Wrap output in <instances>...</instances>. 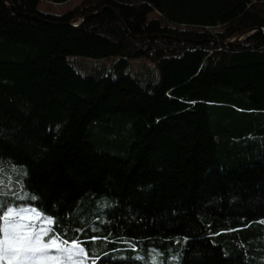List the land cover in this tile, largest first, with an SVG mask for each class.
I'll list each match as a JSON object with an SVG mask.
<instances>
[{
    "label": "trees",
    "instance_id": "16d2710c",
    "mask_svg": "<svg viewBox=\"0 0 264 264\" xmlns=\"http://www.w3.org/2000/svg\"><path fill=\"white\" fill-rule=\"evenodd\" d=\"M41 1L69 0H0V216L39 209L94 264H264V0Z\"/></svg>",
    "mask_w": 264,
    "mask_h": 264
},
{
    "label": "snow or ice",
    "instance_id": "6c2138e0",
    "mask_svg": "<svg viewBox=\"0 0 264 264\" xmlns=\"http://www.w3.org/2000/svg\"><path fill=\"white\" fill-rule=\"evenodd\" d=\"M26 174L25 172L24 175ZM3 187V170L0 168V197L5 195ZM24 198L26 195L17 197ZM31 199L37 198L33 196ZM3 209L6 210H3L0 216V264H87L89 259H92L94 264L95 259H98L89 257L88 251L83 248V241H65L54 231L49 234L46 225L50 224L53 218L46 217L39 209L11 205H3ZM41 219L43 224L36 227L34 222ZM153 264L160 262L154 260Z\"/></svg>",
    "mask_w": 264,
    "mask_h": 264
},
{
    "label": "rangeland",
    "instance_id": "374dc122",
    "mask_svg": "<svg viewBox=\"0 0 264 264\" xmlns=\"http://www.w3.org/2000/svg\"><path fill=\"white\" fill-rule=\"evenodd\" d=\"M84 0H69L62 4H57L52 1L39 2V10L52 14H63L78 7ZM256 1V0H254ZM158 14V13H156ZM119 57H110L104 59L89 58L84 56H69L68 60L71 65L84 77L100 78L111 75L113 78H118L121 71L117 70L116 64ZM122 74L130 75L134 80L138 81L143 86L148 83H155L160 79L161 72L157 64L148 58H133L129 60L127 68ZM46 217H49L45 215ZM53 222V220H52ZM52 222L46 225L51 231ZM36 227L43 224V219L34 222ZM47 238V237H46ZM180 262V259L178 260ZM177 261V262H178ZM165 262H170L165 260Z\"/></svg>",
    "mask_w": 264,
    "mask_h": 264
},
{
    "label": "water",
    "instance_id": "95a60500",
    "mask_svg": "<svg viewBox=\"0 0 264 264\" xmlns=\"http://www.w3.org/2000/svg\"><path fill=\"white\" fill-rule=\"evenodd\" d=\"M9 5L14 9V10H16V6L15 5H13V4H10L9 3ZM114 10V9H113ZM115 11V10H114ZM98 12H94V13H92L91 15H95V14H97ZM90 15V16H91ZM89 16H86V17H84V18H82L76 25H80L81 23H83V21L85 20V19H87ZM256 29H252V30H249V31H246V32H244L241 36H239L238 38H235V39H233L232 41H236V40H241V39H243L244 38V36L245 35H248V34H250L251 32H253V31H255ZM231 41V42H232Z\"/></svg>",
    "mask_w": 264,
    "mask_h": 264
}]
</instances>
